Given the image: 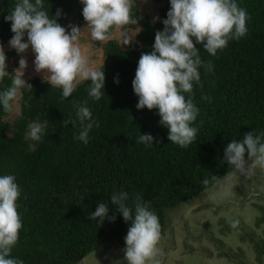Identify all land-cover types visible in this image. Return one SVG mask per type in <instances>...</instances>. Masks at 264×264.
<instances>
[{"label": "trees", "instance_id": "16d2710c", "mask_svg": "<svg viewBox=\"0 0 264 264\" xmlns=\"http://www.w3.org/2000/svg\"><path fill=\"white\" fill-rule=\"evenodd\" d=\"M16 2L0 0V44L8 48L0 90L11 85L19 66L20 54L8 44L14 35L11 23L4 19ZM154 2L159 4V20L156 14L144 16L133 6L136 22L125 28L140 27L134 45L117 40L107 44L101 67L106 74L105 93L100 101L93 102L88 96V81L62 100L60 89L31 75L27 82L32 86L21 91L14 106L18 107L15 119H9L13 111L0 108V174L15 175L22 188L19 213L23 228L12 255L24 264H80L108 242L125 246L130 223L111 205L115 222L106 220L100 225L89 220L98 203L108 202L114 191L142 195L158 215L163 232L167 210L234 172L223 160L227 144L254 129L264 130V0H238L251 17L245 38L230 41L216 56L197 45L201 58L205 63L211 61L214 71L201 68L202 87L194 86L199 132L187 149L170 142L157 110L136 107L132 82L138 61L142 53L152 51L155 33L163 29L162 20L170 9V0ZM44 6L50 16L63 10L65 15L59 19L63 26H77L75 17L84 21L80 0H45ZM86 100L99 123L87 145L74 139L80 128L72 124L76 105ZM37 120H47L49 125L40 143L25 138L28 125ZM143 133L156 137L153 147L136 142ZM205 179L208 184L203 183Z\"/></svg>", "mask_w": 264, "mask_h": 264}, {"label": "clouds", "instance_id": "9594fccd", "mask_svg": "<svg viewBox=\"0 0 264 264\" xmlns=\"http://www.w3.org/2000/svg\"><path fill=\"white\" fill-rule=\"evenodd\" d=\"M80 3L93 41L103 43L112 30L136 22L132 13L137 0H80ZM44 5L45 0H17L4 17L11 23L14 34L8 44L21 55L11 85L0 90V108L5 112H12L21 91L32 86L24 78L28 61L22 55L29 49L35 54V71L42 73L51 87L61 90L62 100L72 96L82 81L90 82L88 96L93 102L104 96L105 70L92 67L83 55L78 44L82 29L76 25L63 26L59 22L65 15L63 10L57 9L55 15L50 16ZM250 19L238 0H170V9L162 20L164 27L156 31L152 51L142 53L132 83L138 97L137 109L157 110L159 124L168 129L171 143L187 149L198 136L199 129L195 125L200 109L193 101L194 86L202 87L200 69L212 72L214 66L211 61L205 63L197 45H203L208 54L216 56L230 41L247 36ZM130 43L127 39L124 41V45ZM7 60L3 44H0V81H3ZM115 82H120L118 76ZM202 99L211 100L208 96ZM88 103L86 100L76 105L72 119V124L80 128L74 139L85 145L90 142L92 129L99 127ZM48 127L47 120L34 121L28 125L25 138L40 143ZM155 141L151 133H143L136 140L146 148L153 147ZM223 160L239 178L250 179L257 170L264 172V130L254 129L243 139H233L224 150ZM208 182V179L203 181L204 184ZM21 196L22 188L16 176L0 174V264H24L22 259L12 255L23 228L19 213ZM109 205L130 223L124 238L123 261L126 264H161V223L150 204L140 194L114 191L108 202L98 203L96 210L89 214V220L100 225L106 220L115 222L117 215H110ZM239 223V220L229 221L232 229H237Z\"/></svg>", "mask_w": 264, "mask_h": 264}, {"label": "rangeland", "instance_id": "374dc122", "mask_svg": "<svg viewBox=\"0 0 264 264\" xmlns=\"http://www.w3.org/2000/svg\"><path fill=\"white\" fill-rule=\"evenodd\" d=\"M135 5L139 7L144 16L149 14L153 17L156 14L157 17L158 15L156 12L158 11L159 4L154 2V0H137ZM74 19L77 26L82 29L78 40L82 53L88 58L90 65L98 69H101L105 62V50L110 41L117 40L123 43L127 39L134 45L136 43V35L140 30V27L137 30L117 28L110 33L108 39L102 43L91 39V30L87 27V22L85 20L79 22L80 20L76 17ZM7 49L8 48L4 50L7 51ZM22 55L28 61V68L25 70L24 76L26 81L30 80L31 75L44 79L42 73H37L35 71V54L31 49ZM17 113L18 107H15L9 119L14 120ZM262 196L264 197V172L257 170L256 174L250 179L243 176L239 178L238 176L230 174L197 197L176 208L167 210V223L163 232H176L177 234L186 236L189 240L186 241L185 245L192 253V245L195 247H202L210 243L214 246V253H228L230 259H237L240 254H236L223 244L224 238L222 234L228 235L229 232L227 229L230 227V220H239V226L245 221L244 214L241 211L242 206L244 207L247 205V201H242L244 198L255 204V206L252 207L254 208L253 212L255 215L259 214V218L253 217L252 220L256 218L264 221V198ZM246 227H248V225H246ZM243 236L246 242L252 240V234L249 231L244 232ZM194 240L197 241L194 242ZM110 247L111 244H104L102 248L89 255L87 257L88 259L82 261L80 264H96L98 258L103 263L110 262L109 264H121L113 261L111 262V259L117 260L118 257H121V254L114 257L110 253ZM245 248L246 247H243L242 249ZM242 255H245V257L248 256L246 251H244ZM118 259L122 260L121 258ZM242 264L247 263L242 262Z\"/></svg>", "mask_w": 264, "mask_h": 264}, {"label": "crops", "instance_id": "0c3cea01", "mask_svg": "<svg viewBox=\"0 0 264 264\" xmlns=\"http://www.w3.org/2000/svg\"><path fill=\"white\" fill-rule=\"evenodd\" d=\"M232 174L237 176L235 172ZM242 201H247L246 204L248 205H245L244 207L242 206L241 208L245 221L241 226H238L237 229L228 227V235L222 234L224 238L223 244L236 254H240L238 257L239 259H230L228 253H214V246L210 243L202 247H195L192 245V253L185 245L186 241L189 240L186 236L177 234L176 232H162V239L160 242L162 255L159 257L161 264H242V262L247 264H264V221L262 219H256L259 218V214L255 215L253 212L254 208L252 207L255 206L254 203L248 201L246 198ZM253 217L256 218L252 220ZM246 225H248V227H246ZM247 231L252 234V240L249 242H246V239L243 238L244 232ZM195 241L197 240H194V242ZM106 244H111L109 250L114 257L121 254V257L118 258H121L122 260L118 258L117 260L111 259V262L113 261L121 264L126 263L123 261L125 246L120 245L118 242H108ZM243 247L246 248L242 249ZM244 251L247 252V257L242 255ZM87 257L83 261H86L88 259ZM109 263L110 262L103 263L99 258L96 260V264Z\"/></svg>", "mask_w": 264, "mask_h": 264}]
</instances>
